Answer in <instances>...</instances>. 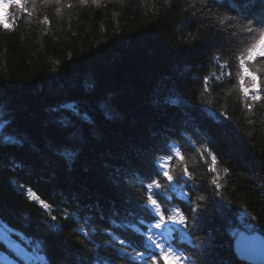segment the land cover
I'll use <instances>...</instances> for the list:
<instances>
[{"label":"trees","instance_id":"1","mask_svg":"<svg viewBox=\"0 0 264 264\" xmlns=\"http://www.w3.org/2000/svg\"><path fill=\"white\" fill-rule=\"evenodd\" d=\"M240 13L264 16V0H213L211 18L201 13L198 0H103L98 6L64 0L37 6L13 32L0 30V122L11 137L0 138V227L44 241L43 264H77L82 236L76 228L97 231V244L108 240L109 232L137 239L134 229L114 228L112 222L144 230L136 202L146 199L140 185L149 182L145 177L151 168L141 156L162 147L166 136L197 177L195 195L211 197V181L219 177L223 187L215 199L223 197L221 203L230 209L227 220L206 213L193 239L199 242L211 233L216 246L206 260L192 259L196 264H250L235 256L228 229L238 227L237 217L246 211L257 218L253 222L264 235V100L245 101L242 69L231 58L251 38L239 25L224 29L216 19ZM225 61L231 76L217 82L213 74L219 75ZM262 61L249 62L259 81H264ZM249 84L245 78V87ZM166 97L179 104L165 103ZM72 102L79 115L67 108L52 111ZM101 102L109 105L111 119L103 115ZM246 103H252L251 111ZM72 130L90 134L77 142L68 136ZM69 147L78 153L71 165L59 155ZM205 148L217 157L214 173L211 157L201 155ZM29 188L50 204V213L29 199ZM66 213L79 220L66 222ZM51 215L64 227L59 235L46 228Z\"/></svg>","mask_w":264,"mask_h":264},{"label":"snow or ice","instance_id":"2","mask_svg":"<svg viewBox=\"0 0 264 264\" xmlns=\"http://www.w3.org/2000/svg\"><path fill=\"white\" fill-rule=\"evenodd\" d=\"M103 0H77L78 5H100ZM107 2H122V0H107ZM64 0H0V30L6 32H13L19 26V22L23 18L31 17L37 6L47 7L49 5H62ZM165 3H170V0H165ZM200 11L211 18L213 0H198ZM31 5V10H29ZM195 7V3L191 5ZM68 8H72L73 4L69 3ZM15 9V12L12 11ZM185 11H187L185 9ZM219 25L228 27H235L239 25L242 32L246 33L251 39L246 42V46L241 50L240 55L236 57L232 53L231 58L239 60V67L242 73H238L240 78V91L243 93L245 101H261L264 100V81H259L257 72L252 70L249 62L256 61L258 57L264 58V16L259 18H249L246 14L240 13L238 15L224 14L216 17ZM45 24L49 23L47 17L43 21ZM220 35L223 34L221 30ZM195 39V37H192ZM224 59L223 56L220 57ZM264 63V61H262ZM231 64L225 61L224 64L219 65V75L213 74L214 80L221 82L231 76L227 71ZM248 78L250 84L245 87L244 81ZM259 81V82H258ZM210 87L208 78H204V88L207 90ZM165 103L171 105L179 104L178 99H171L166 97ZM104 107L103 115L111 119L110 107L107 103L101 102ZM245 107L251 111L252 103H246ZM71 109L74 113L79 115V110L76 108L75 102L62 104L58 108H54L53 112H58L61 109ZM222 118L227 119L223 113H218ZM84 119L89 123H93L91 118L85 114ZM253 121L249 120L248 123ZM61 125L67 128V124L63 119L59 121ZM88 130H72L68 132V136L73 141L82 142L86 140L89 135ZM11 139V137H6ZM15 143H19L16 141ZM158 152H166L167 155L158 156ZM207 154L211 157L213 167L209 168L210 172H215V165L217 157L209 149L205 148L202 156ZM64 160L71 165L78 156V153L69 148L59 153ZM142 162L146 163L151 168L150 177H145L149 180L146 185H140L147 193L145 198H138L136 202V211L141 215L142 219L139 224L140 227L134 224H118L112 222L114 228H130L138 233V238L135 240H128L120 236L113 235L112 232L107 233L109 239L101 244H97L93 240V236L98 235L97 231L89 232L84 228H76L74 232L82 236V240L77 242L78 257L77 264H196L192 259L193 256L199 259L206 260L207 255L214 250L216 246L215 236L209 233L208 238L197 242L193 239V233L201 230L206 213L214 212L225 220L228 219L226 213L230 209L225 208L221 200H216L215 197L220 195V189L223 185L219 182V177H214L211 181L213 192L211 197L205 195H195L197 190V177L193 171H190L186 164L183 163L184 155L181 149L176 144L168 143V138L164 137V144L162 147H155L146 155L141 156ZM224 173H229L228 168L223 169ZM126 183V181H125ZM19 191L24 192L23 185L20 186ZM29 199L38 204L42 211L51 212L50 204L44 203L43 200L32 191L31 188L27 190ZM193 197H195L193 199ZM131 201V197H126ZM173 201H178L181 206L167 207ZM231 204V201H228ZM66 222L79 220L75 213H66L62 217ZM51 222H46L47 230L53 234L59 235L64 231V227L57 223V216L51 215ZM257 218L255 216L249 217L247 212H241L237 217L238 227H229L228 231L233 238L234 254L240 261L247 260L255 250V239L257 236ZM147 221V223H146ZM231 225V221H229ZM146 225V226H145ZM7 241L10 246L9 250L14 254V264H37L42 257L38 255L44 251V241H36L35 245L26 244L21 247L15 245L12 241V234L3 231L0 235V242ZM190 245L188 249L186 246ZM184 246V250L182 247ZM94 249V251H93ZM105 249L110 250L105 255H101V251ZM186 251L189 253L186 255ZM50 264V261L48 262ZM220 264H224L221 261Z\"/></svg>","mask_w":264,"mask_h":264},{"label":"rangeland","instance_id":"3","mask_svg":"<svg viewBox=\"0 0 264 264\" xmlns=\"http://www.w3.org/2000/svg\"><path fill=\"white\" fill-rule=\"evenodd\" d=\"M6 137H10L7 133L2 128L1 122H0V138L4 140H9L6 139ZM7 230V232H10L12 234V241L14 242L15 245H19L21 247L25 246L26 244H31L35 245V241L25 237L19 232H16L10 228H7L5 225L0 227V235H2L3 231ZM2 245L5 246L6 250L2 249V246L0 248V264H14V254L12 251L9 250L10 246L8 245L7 241L1 242ZM42 257L40 261H37V264H43L44 262V257L42 253H38ZM169 264H173V262L169 261Z\"/></svg>","mask_w":264,"mask_h":264},{"label":"water","instance_id":"4","mask_svg":"<svg viewBox=\"0 0 264 264\" xmlns=\"http://www.w3.org/2000/svg\"><path fill=\"white\" fill-rule=\"evenodd\" d=\"M245 262L250 264H264V235L259 231H257L255 239V250Z\"/></svg>","mask_w":264,"mask_h":264}]
</instances>
